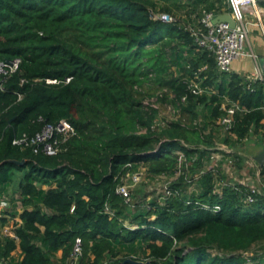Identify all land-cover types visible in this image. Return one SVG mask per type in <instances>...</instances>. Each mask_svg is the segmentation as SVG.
<instances>
[{
    "label": "trees",
    "instance_id": "16d2710c",
    "mask_svg": "<svg viewBox=\"0 0 264 264\" xmlns=\"http://www.w3.org/2000/svg\"><path fill=\"white\" fill-rule=\"evenodd\" d=\"M222 2L0 0V59L20 58L0 84V193L14 187L22 202L0 215V264H264V189L246 204L239 181L252 157L230 169L211 159L217 141L243 149L255 133L264 146V81L220 72L188 28ZM196 73L203 94L188 87ZM155 94L179 116L146 107ZM235 101L246 108L224 131ZM61 120L77 133L55 155L13 143ZM7 215L21 219L16 237L3 233Z\"/></svg>",
    "mask_w": 264,
    "mask_h": 264
},
{
    "label": "built area",
    "instance_id": "2783aa9c",
    "mask_svg": "<svg viewBox=\"0 0 264 264\" xmlns=\"http://www.w3.org/2000/svg\"><path fill=\"white\" fill-rule=\"evenodd\" d=\"M260 1L261 0H226L232 18L235 20V25H232L229 21L221 20L215 21V13L206 8L202 9V13L197 19V25L189 26L191 34L195 37L196 42L199 46L207 49L216 58V62L220 72H230L233 61L236 58L244 56L255 57V54L246 48V42L249 36L248 20H247V9H251L256 17L261 20L263 18L262 12L260 11ZM153 17L155 19H160L162 21L171 22L175 18L170 13H154ZM20 65V58L13 60H3L0 59V84L3 87L6 79L15 71L18 70ZM206 67H204L205 69ZM250 81H264V72L260 67H257L255 71L249 75L245 76ZM70 80V77L67 78ZM47 82H58L56 79H48ZM190 91L194 94H203L208 91L206 86H202V78L196 73L195 77L188 83ZM171 98L176 97L174 93L170 94ZM181 102H187V96L181 98ZM179 103V102H178ZM144 105L146 107L152 106L155 108H160V99L157 94L152 97H147L144 100ZM169 110L172 112V116L168 120L177 118L178 110L174 108L172 103L166 104ZM246 107L241 105L239 102H232L223 104L224 113L219 117L218 124L224 127V131H229L232 128L234 121V115L238 110H244ZM253 132V131H252ZM77 133V130L67 121L61 120L58 123L52 124L47 123L44 127L33 135L23 133L21 136L16 137L13 143L21 148L30 147L35 153L43 152L48 155H55L61 150V146L68 139L72 138ZM233 134V133H232ZM236 139L235 134L232 135ZM248 138L245 140L247 141ZM216 149L212 152L211 159L214 165H218L220 161H225L224 166L230 169V162L233 157L238 155L247 156L242 149H237L223 142H216ZM250 158V157H249ZM249 160V164L253 167L256 175V183L253 180V175L248 171V173L243 172V178L239 181L246 186V194L244 197V202L246 204L254 203L259 193L264 189V183L260 180L261 167L257 164V161ZM246 170V169H244ZM133 183L142 180L140 173H135L132 177ZM128 185H122L119 187L118 192L128 197L129 189ZM168 194L171 193L170 190L167 191ZM3 202V200L1 201ZM220 209V206H218ZM13 223L10 226L12 232L5 235L16 237L14 228L16 225L21 224V219L19 216L12 217ZM9 222L4 226H8ZM3 228V230H4ZM4 233V232H3ZM82 252V240L78 237L75 241L72 256L75 261H78V257ZM251 255L247 253V256ZM250 260V259H249ZM2 264H10L9 262L3 261Z\"/></svg>",
    "mask_w": 264,
    "mask_h": 264
},
{
    "label": "crops",
    "instance_id": "0c3cea01",
    "mask_svg": "<svg viewBox=\"0 0 264 264\" xmlns=\"http://www.w3.org/2000/svg\"><path fill=\"white\" fill-rule=\"evenodd\" d=\"M259 7L263 16L261 20L256 17V15L251 9H247L246 11L247 20L249 22V36L246 42V48L249 51L253 52L255 54V57L244 56L236 58L233 61L231 71H234L235 73H238L240 75L249 76L255 71L257 67H260L261 70L264 72V0L260 1ZM214 9L215 21H221L222 19L227 18V15L230 14V8L228 4H226V0H223L220 7H218L217 4ZM263 148L264 146L261 147L260 153L264 151ZM3 196L4 194L0 193V198H2ZM20 203V199H17L15 201V204H13L11 208H13V210L21 211L22 209L20 208ZM58 254L61 255V251ZM15 255L20 256V250H18V253Z\"/></svg>",
    "mask_w": 264,
    "mask_h": 264
},
{
    "label": "rangeland",
    "instance_id": "374dc122",
    "mask_svg": "<svg viewBox=\"0 0 264 264\" xmlns=\"http://www.w3.org/2000/svg\"><path fill=\"white\" fill-rule=\"evenodd\" d=\"M180 15V13L178 14ZM174 18L176 17L175 14H173ZM184 14L182 13V15L180 16L181 18H183ZM192 24V23H190ZM188 25V24H187ZM232 72V71H231ZM234 72V71H233ZM229 74L227 73V76L225 75V80L228 81L229 80ZM154 83L152 82H148L146 83V88H150L153 87ZM161 102V100H160ZM161 106V112L162 114L167 117V119H170L172 116L174 117L175 115H172V112L169 110L168 106L165 105V103L161 102L160 103ZM200 109H202V107H199ZM204 112H207V108H204L203 110ZM202 111H200V113H204ZM183 119V121L187 122V115H182L181 117ZM261 135L260 134H255L253 133V135L251 137H249V139L246 141L245 147L242 149L245 153L247 152L249 157L254 158L253 161H256L255 156L260 154V149L263 146L262 145V141L260 140ZM241 149V148H239ZM247 167L246 170H242V172L239 173V176L241 178H243L242 176L244 175L243 172L248 173L249 171V166L245 165L244 168ZM256 173H254L253 175V180L256 183V177H255ZM141 178H142V174H141ZM149 188V187H148ZM5 195L0 198V215H4V212H8L9 210H11V206H13V204H15V201L17 199H21L20 198V192L18 190H16L14 187H11L8 189V192H4ZM156 192H154L153 195H151V197L155 196ZM18 197V198H17ZM3 200V202H1ZM20 208L22 209V202L20 203ZM10 223L8 226H6L3 230L4 234L5 231L7 233L12 232V228L10 227L13 223L12 217L10 215H7ZM8 235V234H7Z\"/></svg>",
    "mask_w": 264,
    "mask_h": 264
},
{
    "label": "water",
    "instance_id": "95a60500",
    "mask_svg": "<svg viewBox=\"0 0 264 264\" xmlns=\"http://www.w3.org/2000/svg\"><path fill=\"white\" fill-rule=\"evenodd\" d=\"M222 20L229 21L232 25H235V20L232 18L231 14H228L227 18H224ZM255 159L259 164H264V151L262 153H260L259 155L255 156ZM17 163H23V161L17 162ZM127 261H130V262H133L136 264H150L149 262H144V261H140V260L128 259Z\"/></svg>",
    "mask_w": 264,
    "mask_h": 264
}]
</instances>
